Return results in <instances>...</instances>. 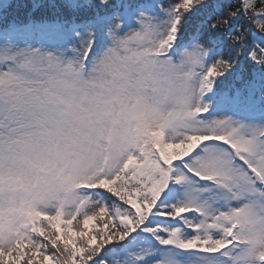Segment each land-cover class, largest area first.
<instances>
[{
    "label": "snow or ice",
    "instance_id": "6c2138e0",
    "mask_svg": "<svg viewBox=\"0 0 264 264\" xmlns=\"http://www.w3.org/2000/svg\"><path fill=\"white\" fill-rule=\"evenodd\" d=\"M0 264H264V0H0Z\"/></svg>",
    "mask_w": 264,
    "mask_h": 264
}]
</instances>
